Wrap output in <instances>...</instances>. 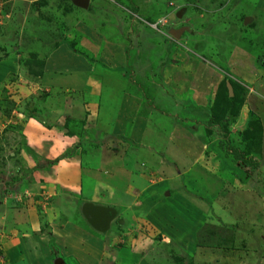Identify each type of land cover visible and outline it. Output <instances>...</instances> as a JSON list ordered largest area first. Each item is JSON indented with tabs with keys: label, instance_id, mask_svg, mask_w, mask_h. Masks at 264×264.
Masks as SVG:
<instances>
[{
	"label": "rangeland",
	"instance_id": "obj_1",
	"mask_svg": "<svg viewBox=\"0 0 264 264\" xmlns=\"http://www.w3.org/2000/svg\"><path fill=\"white\" fill-rule=\"evenodd\" d=\"M0 2V56L6 45L18 54L0 75V264H264V154L246 150L243 132L248 112L264 124V0ZM170 66L177 102L175 79H160ZM227 77L250 93L224 139L208 111L196 126L187 108L204 87L211 105ZM180 134L236 183L176 171L182 156L164 141ZM86 201L114 209L108 229L82 218ZM204 224L230 228L228 253L195 247Z\"/></svg>",
	"mask_w": 264,
	"mask_h": 264
},
{
	"label": "crops",
	"instance_id": "obj_2",
	"mask_svg": "<svg viewBox=\"0 0 264 264\" xmlns=\"http://www.w3.org/2000/svg\"><path fill=\"white\" fill-rule=\"evenodd\" d=\"M3 6H1V2H0V15H3ZM6 12V11H5ZM6 14V13H5ZM8 14V13H7ZM14 35H16V34H14ZM7 43V42H6ZM8 44V43H7ZM8 45H6L5 47L7 48V51L6 50H4V52H2V54L5 56V57H3V58H1V56H0V69H4L1 73H0V75H4V74H6V73H4L5 71H6V67L4 66H1V64L3 63V62H5V61H2V59H7V58H9L11 55L9 54V53H12V55H14V56H17L18 54H16V52H17V47H15V46H11V50H9L8 48H9V46L7 47ZM13 49V50H12ZM6 51V52H5ZM6 63V62H5ZM9 69H10V67H8ZM174 68V66H170V67H167V68H165L164 67V69L162 70V72H161V80L163 81V82H166V83H169V79H173L174 77H175V74L178 72H180L179 70H178V68H176V69H173ZM1 77V76H0ZM12 77H14V76H10L9 77V80L12 78ZM175 79V78H174ZM8 80V81H9ZM235 80V79H234ZM237 81V80H236ZM238 82V81H237ZM238 83H240V82H238ZM171 84H172V87L174 88V91H175V93L176 94H173L172 93V95H173V97L175 98V100H176V102L178 101V99L179 98H181L182 99V97L184 96V93H183V89H182V86H183V83H181L180 82V80L179 79H175V80H173L172 82H171ZM241 84V83H240ZM241 85H243V84H241ZM170 86V85H169ZM245 88H247L248 89V91H247V94L245 95V98H244V100H245V102L247 103V106H248V98H249V93H250V91H249V88H248V86L247 85H243ZM121 88H122V84H118V89L119 90H121ZM252 90V89H251ZM211 89H209V88H203V90H199V91H195V92H193L192 93V96H191V99H193V107L192 108H194V109H188V108H191V107H188L187 108V113H190L191 115H193L194 116V118H193V121H194V124L196 125V123H198V118H199V115H200V113L199 112H202L203 114L204 113H207V111H208V108H209V105H208V102H209V96H208V94H210L211 93ZM171 92V91H170ZM131 94H129V95H126V94H122L121 95V97H120V99L122 100V99H125L126 98V96H128V98H129V100H131L132 98H131V96H130ZM118 96V95H117ZM190 99V98H189ZM182 101V100H181ZM241 107H242V104H240L239 106H237L236 107V111H237V109H239V111L241 112ZM180 110V113H184V112H186L185 110H184V112H182L183 110L181 109V107H178V110L177 111H179ZM201 116V115H200ZM208 116H209V111H208ZM187 119V118H186ZM246 119H247V115H246V113H244V115H243V113H242V121H244V123H246ZM178 120H181V118H176V121L178 122ZM208 120V119H207ZM243 123V122H242ZM260 125H261V130H262V133H264V124H263V122H262V120H260ZM196 126H198V125H196ZM210 128V127H209ZM216 135V134H215ZM228 136V135H227ZM181 137V134L180 135H178V136H175V142H173L174 140H170L169 141V144L168 143H166L165 141H164V145H165V148L164 149H166L168 152L169 151H171V149L172 150H174V154H177V153H180V158H181V156H182V158L180 159L181 161H182V163H181V165L180 166H175L176 167V171H179L180 173L181 172H186V171H189L192 167H195V166H198L199 168H202V169H204V170H206V171H208L209 173H211V177H213V175L214 174H217V176H219L221 179H223V180H225V181H229V184L231 183V184H233L234 185V183H236V181H235V179L233 178V177H230V175H229V173H228V171H229V169L231 168V167H227L226 165H219L218 164V161L219 160H212L211 162H209V160H203V159H201L198 155H197V152H198V150H196V149H192V148H182V146H181V140H182V142L184 141L185 143H189V141H187V139L188 140H191V139H189V137H187V139H185L184 137H182L181 139H179ZM216 138H217V135H216ZM263 138V137H262ZM173 145V147L174 148H171V146ZM167 152V153H168ZM260 152H261V156H263V154H264V146H260ZM201 153H202V151H201ZM249 156V155H248ZM147 157H149L150 158V164H152V162H156V160L158 161L157 162V164H158V166H159V169H161L162 171H163V167H164V169L166 170V165H165V163H163L160 159H158L159 158V156H158V158H157V156L155 155V154H153V153H149L148 152V155H147ZM264 157V156H263ZM186 160V161H185ZM189 160V161H188ZM203 160V161H202ZM188 161V162H187ZM260 162H261V160H259ZM178 163V161H175V164H177ZM261 164H263L264 165V161L263 162H261ZM153 165V164H152ZM255 165V164H254ZM249 166V165H248ZM248 166L246 167V168H248ZM257 168V165H255V169ZM168 169V168H167ZM250 170H244V174L243 175H245L246 174V172L247 173H250L249 172ZM256 171H257V169H256ZM220 172H223V177H222V175L220 174ZM179 173V174H180ZM167 177V176H166ZM229 184H227L226 185V187L227 186H232V185H229ZM96 204V203H95ZM97 205H99V204H97ZM141 219H143V218H141ZM144 223H147V222H145V220H144ZM149 225V224H148ZM147 225V226H148ZM108 228H109V226H108ZM95 231V230H94ZM127 239L128 238H130V235H128V236H125ZM75 238H71V241L70 242H73V241H75L74 240ZM80 244V246L82 247V245L84 246V247H86V245H88V244H86L85 243V245H84V242H80L79 243ZM195 247H197L198 249H199V247L198 246H195ZM87 249H88V247H86ZM203 248H209V247H203ZM217 249H220V248H217ZM221 249H225L226 250V252H227V249L226 248H221ZM228 253V252H227ZM192 259H193V257H192Z\"/></svg>",
	"mask_w": 264,
	"mask_h": 264
},
{
	"label": "trees",
	"instance_id": "obj_3",
	"mask_svg": "<svg viewBox=\"0 0 264 264\" xmlns=\"http://www.w3.org/2000/svg\"><path fill=\"white\" fill-rule=\"evenodd\" d=\"M259 63L261 65H264V59L259 60ZM228 82L231 88V96H228V91L225 86V82ZM220 85H224V92L223 94H216L214 101L211 103V105L208 108L209 116L208 120L206 122V125L208 127H215L217 130V134L219 138H226L227 137V126H228V119L229 115H231L232 109L236 111V107L242 104L244 98H245V87L238 83L233 78H223ZM230 109V110H229ZM243 131L245 134H250L248 140H245V148L248 152L253 153H259L260 149V137L262 134L261 125L259 119L252 113L248 112V121L247 126L244 128ZM235 152V155L240 156L242 153ZM249 163V161H246L245 163ZM252 166V163H251ZM206 225V227H205ZM204 228L198 229L195 233V240H196V246L200 247H218V248H229L231 246V233L227 234L226 229H230L227 226L217 227L214 228V226L209 224H204ZM219 231V233H225L227 236L217 237L215 232L213 231ZM227 232V233H226ZM214 235L216 238H214Z\"/></svg>",
	"mask_w": 264,
	"mask_h": 264
},
{
	"label": "water",
	"instance_id": "obj_4",
	"mask_svg": "<svg viewBox=\"0 0 264 264\" xmlns=\"http://www.w3.org/2000/svg\"><path fill=\"white\" fill-rule=\"evenodd\" d=\"M88 0H72L73 4L85 8ZM187 26H181L169 30L170 36L177 38L181 32L186 31ZM225 86L228 91V96H231V88L226 81ZM80 212L86 222L97 231H104L107 229L109 222L114 218L115 211L112 207L96 205L91 202H83L80 206ZM61 261H54V264H60Z\"/></svg>",
	"mask_w": 264,
	"mask_h": 264
},
{
	"label": "clouds",
	"instance_id": "obj_5",
	"mask_svg": "<svg viewBox=\"0 0 264 264\" xmlns=\"http://www.w3.org/2000/svg\"><path fill=\"white\" fill-rule=\"evenodd\" d=\"M87 202H89V201H87ZM92 203V202H91ZM94 204V203H93ZM97 205V204H96ZM101 206H103V205H101ZM108 207H110V206H108ZM81 213V212H80ZM82 216V215H81ZM82 218H83V216H82ZM84 219V218H83ZM85 220V219H84ZM86 221V220H85ZM112 221V220H111ZM110 221V222H111ZM110 222H109V224H110ZM87 223V222H86ZM88 224V223H87ZM90 226V225H89ZM109 226V225H108ZM92 228V227H91ZM107 229H108V227H107ZM93 230H95V229H93ZM95 231H97V230H95ZM105 231V230H104ZM99 232H101V231H99Z\"/></svg>",
	"mask_w": 264,
	"mask_h": 264
},
{
	"label": "built area",
	"instance_id": "obj_6",
	"mask_svg": "<svg viewBox=\"0 0 264 264\" xmlns=\"http://www.w3.org/2000/svg\"><path fill=\"white\" fill-rule=\"evenodd\" d=\"M156 23H159V21L157 20ZM153 26H155V24Z\"/></svg>",
	"mask_w": 264,
	"mask_h": 264
}]
</instances>
